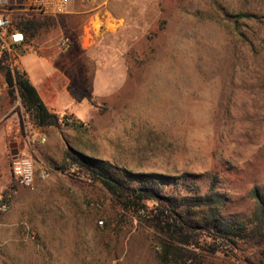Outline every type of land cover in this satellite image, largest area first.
<instances>
[{
	"label": "rangeland",
	"instance_id": "rangeland-1",
	"mask_svg": "<svg viewBox=\"0 0 264 264\" xmlns=\"http://www.w3.org/2000/svg\"><path fill=\"white\" fill-rule=\"evenodd\" d=\"M75 1L92 10L93 29L69 28L58 18L31 41L67 58L64 83L85 99L87 116H74L78 128H55L67 149L46 158L52 177L13 193L0 219V264H161L163 236L140 212L125 210L73 169L64 171L69 144L119 171L169 177L163 192L178 201L215 184L226 195L222 218L251 231L253 190L264 198V0ZM63 38L71 40L67 49L59 46ZM66 90L58 88L57 108L72 105ZM23 116L26 131L35 121ZM19 141L16 133L8 143ZM4 154L0 199L10 184L9 146ZM192 212L195 224L203 213ZM261 240L264 249V231ZM208 244L187 264H252L260 250L220 247L213 254Z\"/></svg>",
	"mask_w": 264,
	"mask_h": 264
},
{
	"label": "trees",
	"instance_id": "trees-1",
	"mask_svg": "<svg viewBox=\"0 0 264 264\" xmlns=\"http://www.w3.org/2000/svg\"><path fill=\"white\" fill-rule=\"evenodd\" d=\"M58 19L54 16H35L17 14L14 25L22 31L28 41ZM27 50L21 51L25 53ZM5 74L9 94L18 93L24 112L29 114L38 127L42 129H61L66 125L80 127L79 120L69 123L64 117L52 112L43 102L39 92L31 83L27 73L18 68H1ZM73 116V115H71ZM74 117V116H73ZM12 155L10 154V160ZM73 169L75 173L85 176L93 183L100 184L125 210L134 208L144 217L145 221L159 231L163 236L159 259L161 264H187L196 259L194 250L204 248L203 240L210 239V252L232 250L244 252L246 246L260 247L259 252L248 260L252 264H264V249L261 237L264 231V198L260 190L254 189L252 196L256 200L255 227L246 232L242 228H235L234 222L222 218V211L226 205V195L216 189L215 184L205 194L186 195L178 201L173 195L163 192V185L169 177L160 174L135 175L127 171H119L111 163L87 156L72 147L65 154L64 171ZM133 178L139 179L140 185H131ZM13 189L11 185L3 192V199L10 202ZM198 190V189H197ZM152 204V206H151ZM203 213L197 223L190 221L194 217L192 211ZM253 260V261H251Z\"/></svg>",
	"mask_w": 264,
	"mask_h": 264
},
{
	"label": "crops",
	"instance_id": "crops-1",
	"mask_svg": "<svg viewBox=\"0 0 264 264\" xmlns=\"http://www.w3.org/2000/svg\"><path fill=\"white\" fill-rule=\"evenodd\" d=\"M23 1L24 0H0V15H2V13L6 9L10 8L12 5H15L16 2L21 4ZM91 11L92 10L78 9L75 0H68L67 13L65 15L58 16V18L66 21V23L69 24V28L74 27L80 29V27L83 26L85 30L93 29L95 15H92ZM67 39H69V41L71 42L70 38ZM59 46L62 49H67L70 46V43L67 47H63L61 43H59ZM23 50H27V53H22L18 69L27 73L31 83L39 92V95L41 96L45 105L52 112L60 116L65 114L66 112H70L76 118L84 120L87 116L88 109L81 108V105L84 104L85 99L79 100L77 99V97L73 96L68 91L69 84L64 83V81L68 80V75L66 74L64 68L61 67V65L68 62L67 58L61 57L57 53V51L54 50L53 46H47L46 44H37L31 40L27 42L25 47L20 49V52ZM31 52L35 53L37 57L31 59L28 58V54ZM62 86L66 87V92L72 101V105L67 108H57L53 101V98L58 97V88H61ZM74 106H79V108L75 109L73 108ZM77 110L82 112V115L84 116L83 118H80L77 115ZM24 113V108L18 93H15L14 96H11L9 94L5 74L0 70V170L6 171V158L4 156L5 148L7 146H9L10 148V146L14 144H9L8 140L17 133V135L20 136L19 143L15 142L18 145V149H22L25 143H27L25 133L26 131L24 130L23 124ZM20 126H22L23 128L21 127L20 129ZM63 133L71 134L72 131L63 129ZM36 134L41 138H45L46 141L45 143H38L32 148V153L36 160V168L38 174L35 190L43 186L52 177L53 166L46 158H50L52 156L56 157L57 155L59 156L62 154V151H65L67 149V146H63V144L60 142L59 132L53 127L47 129L38 127V131ZM62 140L64 141L65 139ZM68 146L73 147L71 144H69ZM44 173L49 174V176L45 179L41 178V175ZM11 201L12 198L9 204L11 203ZM12 211L13 209L4 217L5 224L12 222Z\"/></svg>",
	"mask_w": 264,
	"mask_h": 264
},
{
	"label": "built area",
	"instance_id": "built-area-1",
	"mask_svg": "<svg viewBox=\"0 0 264 264\" xmlns=\"http://www.w3.org/2000/svg\"><path fill=\"white\" fill-rule=\"evenodd\" d=\"M68 11V0H24L21 4L16 2L0 15V67L16 69L20 65L22 53L20 49L25 47L28 39L25 34L14 25V17L17 14H27L35 16H62ZM69 39L61 41L63 47L69 45ZM65 121L74 122L75 117L66 116ZM38 126L36 123L30 124L26 128V141L29 146L38 143H45L46 139L37 136ZM10 185L13 189L25 187L35 189L38 174L36 160L32 151L28 148L18 149L16 156L12 155L10 160ZM48 173L41 175L45 179ZM16 190H13V193ZM9 202L0 199V219L9 210Z\"/></svg>",
	"mask_w": 264,
	"mask_h": 264
},
{
	"label": "water",
	"instance_id": "water-1",
	"mask_svg": "<svg viewBox=\"0 0 264 264\" xmlns=\"http://www.w3.org/2000/svg\"><path fill=\"white\" fill-rule=\"evenodd\" d=\"M10 148H11V154L15 157L18 152V145L14 143L10 146Z\"/></svg>",
	"mask_w": 264,
	"mask_h": 264
}]
</instances>
